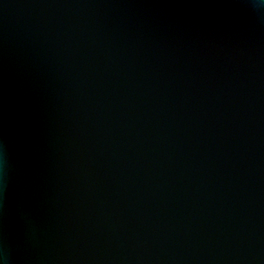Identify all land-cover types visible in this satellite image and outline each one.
I'll return each instance as SVG.
<instances>
[{
    "label": "water",
    "instance_id": "obj_1",
    "mask_svg": "<svg viewBox=\"0 0 264 264\" xmlns=\"http://www.w3.org/2000/svg\"><path fill=\"white\" fill-rule=\"evenodd\" d=\"M0 264H264V0H0Z\"/></svg>",
    "mask_w": 264,
    "mask_h": 264
}]
</instances>
